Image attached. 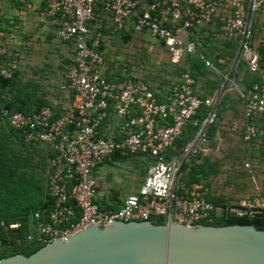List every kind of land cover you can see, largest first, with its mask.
<instances>
[{
	"label": "built area",
	"instance_id": "built-area-1",
	"mask_svg": "<svg viewBox=\"0 0 264 264\" xmlns=\"http://www.w3.org/2000/svg\"><path fill=\"white\" fill-rule=\"evenodd\" d=\"M46 4L44 16L59 39L73 46L75 52V64L61 84L64 92L74 95L73 102L69 111L57 118L50 107L33 114L0 108L1 115L25 142L48 144L54 153L49 176L53 210L47 220L35 215L25 242L48 244L91 226L103 228L116 220L164 218L167 223L189 227L229 219L264 221V176L252 174V187L245 195L216 205L206 198L203 184H186L183 172L192 158L207 155L208 130L218 120L219 106L228 92L239 94L245 102L243 139L264 140V0H46ZM100 10L111 16L115 32L131 27L164 42L174 64L196 55L191 31L215 25L217 20L224 36L238 41V50L224 70L204 53L198 54L199 60L220 79L213 96L201 97L196 79L186 72L174 83L169 100L161 102L141 78L118 83L104 76L105 56L100 49L103 36L101 31L94 34L92 28ZM258 21L263 26L256 37ZM8 26L0 15V55L9 52L3 31ZM103 27V19L98 20L96 28ZM10 54L13 57L0 67V75L5 78L19 68V53ZM242 65L243 74L261 76L251 83L248 92L242 85L243 74L238 77ZM203 107L208 112L195 137L179 154L168 157L169 149L188 123H200L196 116ZM112 114L117 125L105 138L101 130ZM117 151L150 158L152 162L138 192L122 199L119 209L103 210L97 202L101 184L96 171ZM252 167L249 162L245 164L251 172ZM22 227L18 220L2 221L0 246L2 233Z\"/></svg>",
	"mask_w": 264,
	"mask_h": 264
},
{
	"label": "trees",
	"instance_id": "trees-1",
	"mask_svg": "<svg viewBox=\"0 0 264 264\" xmlns=\"http://www.w3.org/2000/svg\"><path fill=\"white\" fill-rule=\"evenodd\" d=\"M18 5L20 0H12ZM4 22L8 23V28L3 29L7 34L11 31L14 23H10V20L2 16ZM103 19L104 27L102 29L96 28L98 20ZM221 22L217 20L215 25L202 28L201 30H193L190 33V39L195 41L197 45V53L195 56H188L181 64H174L169 60L171 65L170 72H173L176 76L175 80L169 82V88L162 90L150 84L143 79L153 91L154 95L161 102H167L171 96V91L174 83L183 73H190L197 82L196 89L198 94L203 97H211L215 94L220 85V79L213 71L208 69L198 58V54L204 53L213 63L221 70H224L234 59L238 50V41L235 39H229L224 36L221 30ZM262 23L258 21L255 25V34L258 37L262 30ZM92 28L94 34L101 31L102 41L101 50L104 51L105 66L107 65V54L105 38L113 34H121L124 41L130 40L132 34L138 33L133 28H125L123 30L114 31V25L111 16L100 10L97 13L96 20L92 22ZM55 29V28H54ZM56 30V29H55ZM148 34L147 32H143ZM50 39V37H49ZM159 41V40H158ZM164 47V42L159 41ZM65 43V42H63ZM73 51V46L65 43ZM165 48V47H164ZM166 50V49H165ZM167 51V50H166ZM17 52L16 50L13 51ZM168 52V51H167ZM169 54V52H168ZM13 57L9 52L0 55V67L5 66L8 61ZM19 59V58H18ZM170 59V58H169ZM262 67H264V51L261 50ZM72 67L75 64V60L68 62V65ZM70 67V68H71ZM244 66H241V71L238 75L240 78L243 74ZM69 71V68L66 72ZM66 75V74H65ZM104 76L108 80H113L118 83H123L128 79L137 78L136 76L125 74L120 70L109 71L104 70ZM206 81L204 90L200 87V81ZM261 79L260 75H253L248 72L243 74L242 85L246 92L249 91L251 83ZM65 80V76L63 81ZM167 82V81H166ZM61 89V86H60ZM62 90V89H61ZM63 91V90H62ZM64 92V91H63ZM68 94V93H67ZM69 104L73 102L74 95L68 94ZM0 108H6L12 112H21L24 114H33L38 112L43 107H50L54 114V117H60L69 111V107L64 106L61 103L51 104L46 98L43 92H40L39 86L36 84L25 83L22 80L20 69L16 70L9 78H5L0 75ZM237 100L242 104V117L244 118V100L241 96L235 92H228L224 96L219 109L218 120L208 130L209 143L213 142L216 138L217 129L221 118L225 114V107L230 100ZM208 109L203 107L200 114L196 116L199 119V124L195 125L194 121L189 122L183 130V134L175 142L167 153L168 157L179 154L184 147L195 137L197 134L203 119L205 118ZM115 117L112 114L109 119L104 123L105 125L112 123ZM194 119V120H196ZM244 127V125H243ZM102 128V136L107 138L105 129ZM114 140L118 141L119 137L114 135ZM242 141L249 145L252 150H248L247 159L242 163L240 168V174H243L245 178V187L247 191L252 187L251 176L252 172L245 168V164L257 163L260 166V173L264 174V140L263 138L254 139L252 141H245L242 137ZM54 153L50 145L45 143H27L23 139L21 133L13 129L6 118L0 113V223L2 221L18 220L23 224L22 229L18 231H10L8 234L2 233V245L0 246V261L6 257L22 253L26 256L33 254L40 248L47 244L38 242H25V238L29 233L31 221L36 214H40L42 220H47L50 213L53 210L54 198L49 190V176L51 173L50 160L53 158ZM39 159V161H37ZM129 159H133L135 163L143 162L146 164L142 169L143 178L147 174V170L152 160L150 158H143L142 156L130 153H123L117 151L110 158H108L104 164H114L127 162ZM100 165V166H102ZM99 166V167H100ZM98 167V168H99ZM220 162L211 159L209 155L200 154L192 158L183 168L184 182L188 185L194 183H201L204 186L206 192V198L216 205H221L230 201L228 197L224 195L213 194L211 189V177H215L220 172ZM245 175V176H244ZM101 209H119L122 204V199L118 193H114L111 200L104 199L97 200ZM156 224H166V219L158 218L152 219ZM254 225L260 230H264V221H249L242 219H229V220H217L213 225Z\"/></svg>",
	"mask_w": 264,
	"mask_h": 264
},
{
	"label": "rangeland",
	"instance_id": "rangeland-1",
	"mask_svg": "<svg viewBox=\"0 0 264 264\" xmlns=\"http://www.w3.org/2000/svg\"><path fill=\"white\" fill-rule=\"evenodd\" d=\"M35 3L25 0L17 5L12 0H0V15L14 20L5 45L10 53L14 50L19 53L23 82L38 85L40 92L45 94L51 104L61 103L69 107L68 94L60 86L67 69L71 67L68 62L75 59V56L70 46L59 39L56 30L46 27L47 18L42 17L41 11L34 9ZM105 45V69L109 71L120 70L143 78L162 90L168 89L169 82L176 79L173 72H170L168 52L149 34L133 33L130 40L124 41L121 34L111 33L105 38ZM205 86L206 81L203 79L200 87L204 90ZM243 125L242 104L235 99L230 100L220 120L216 138L207 146V155L219 161L221 166L219 174L210 179L211 191L231 200L245 195L251 189L247 191V188L242 187L246 181L239 171L247 159L248 150H252L242 141ZM251 164L254 165L253 174L264 176L260 173L259 164ZM145 167L142 161L137 165L133 159H129L127 162L106 164L99 168L96 176L102 184V196L99 199L110 201L115 192L124 199L138 192L144 179L142 169Z\"/></svg>",
	"mask_w": 264,
	"mask_h": 264
},
{
	"label": "water",
	"instance_id": "water-1",
	"mask_svg": "<svg viewBox=\"0 0 264 264\" xmlns=\"http://www.w3.org/2000/svg\"><path fill=\"white\" fill-rule=\"evenodd\" d=\"M0 264H264V230L254 225L156 224L109 221L33 254L18 253Z\"/></svg>",
	"mask_w": 264,
	"mask_h": 264
},
{
	"label": "crops",
	"instance_id": "crops-1",
	"mask_svg": "<svg viewBox=\"0 0 264 264\" xmlns=\"http://www.w3.org/2000/svg\"><path fill=\"white\" fill-rule=\"evenodd\" d=\"M21 2H24L25 0H20ZM32 1H35L36 3H35V8L34 9H38L39 11H41V15H42V17H44L45 18V16H44V13H45V10H46V8H47V4H46V0H32ZM17 15H18V13H16ZM46 20V19H45ZM46 23H47V25H46V27H51V28H53L52 26H51V24H50V22H49V20L47 19L46 20ZM49 23V24H48ZM116 125H117V121L116 120H114L112 123H109V124H107V125H105V133H106V135L107 134H111L112 132H113V130H114V128L116 127ZM104 165H106V164H104ZM104 165H102V166H104ZM102 166H100L99 168H101ZM98 168V169H99ZM97 169V170H98ZM96 176H97V171H96ZM100 184H101V182H100ZM101 186H102V184H101ZM102 196V192H101V187H100V189H99V197H101ZM98 197V198H99Z\"/></svg>",
	"mask_w": 264,
	"mask_h": 264
}]
</instances>
